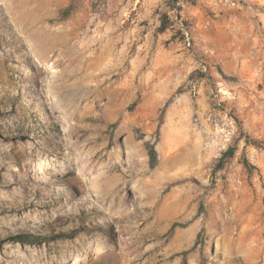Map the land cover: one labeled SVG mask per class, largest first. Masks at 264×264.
<instances>
[{
  "label": "rangeland",
  "instance_id": "1",
  "mask_svg": "<svg viewBox=\"0 0 264 264\" xmlns=\"http://www.w3.org/2000/svg\"><path fill=\"white\" fill-rule=\"evenodd\" d=\"M0 264H264V0H0Z\"/></svg>",
  "mask_w": 264,
  "mask_h": 264
},
{
  "label": "trees",
  "instance_id": "2",
  "mask_svg": "<svg viewBox=\"0 0 264 264\" xmlns=\"http://www.w3.org/2000/svg\"><path fill=\"white\" fill-rule=\"evenodd\" d=\"M166 29H167V22L165 19H163L161 26L159 27V30L163 32ZM166 107H167V105H165V107L162 111L163 113H164ZM252 142L256 143L257 145H260V144H258L259 142H256V140H253ZM234 154H235L234 148L230 147L227 151L224 152L222 160L224 161V159L232 158L234 156ZM244 166L248 170L249 174L252 173L254 165L247 158H244Z\"/></svg>",
  "mask_w": 264,
  "mask_h": 264
}]
</instances>
